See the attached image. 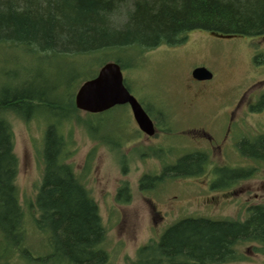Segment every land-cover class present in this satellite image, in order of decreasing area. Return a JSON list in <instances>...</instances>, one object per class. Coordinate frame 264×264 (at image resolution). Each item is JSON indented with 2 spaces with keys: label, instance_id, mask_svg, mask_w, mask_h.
Wrapping results in <instances>:
<instances>
[{
  "label": "rangeland",
  "instance_id": "rangeland-1",
  "mask_svg": "<svg viewBox=\"0 0 264 264\" xmlns=\"http://www.w3.org/2000/svg\"><path fill=\"white\" fill-rule=\"evenodd\" d=\"M122 58L124 83L143 106L145 102L151 108L157 124L154 134L147 137L138 130L126 104L96 114L70 110L58 128L66 142V161L95 201L106 230V264H131L140 246L158 239L181 218L243 221L252 205L264 206V160L247 153L251 152L248 146L237 148L233 143L221 153L216 142L207 138L213 134L217 141L207 116L219 114L223 107L231 108V134L237 138L264 132V109L248 106L264 94V36L226 37L197 29L187 32L182 43L160 45L143 54L130 50ZM59 60L64 59L42 60L36 53L0 45V69H11L22 77L38 75L41 70L56 76L65 70ZM197 66L213 74L206 82L212 91L202 101L188 94L199 86L191 82L190 74ZM71 100L74 104L73 96ZM158 109L166 116L165 126ZM6 116L18 161L19 202L28 218L25 242L31 256L37 257L45 238L33 227L30 216L41 182V150L48 121L41 114L28 121L14 114ZM193 150L207 152L200 172L166 177L150 188L140 186L143 175H158L164 165L174 164L177 156ZM218 167L225 168L217 172ZM240 174L246 175L241 178ZM123 185L128 188L126 201L117 197ZM258 246L255 241L240 242L236 250L243 259L227 264H264ZM11 261L39 264L24 256Z\"/></svg>",
  "mask_w": 264,
  "mask_h": 264
},
{
  "label": "trees",
  "instance_id": "trees-1",
  "mask_svg": "<svg viewBox=\"0 0 264 264\" xmlns=\"http://www.w3.org/2000/svg\"><path fill=\"white\" fill-rule=\"evenodd\" d=\"M197 29L264 35V0H0V45L36 53L42 60L62 58L59 61L65 67L56 76L41 70L22 77L11 69H0V264H12V259L23 256L39 264L108 262L103 246L106 230L95 201L66 161L60 121L70 116V110L78 111L71 100L77 81L93 77L104 62L113 60L122 67L126 52L143 54L160 45L182 43L187 32ZM263 107L262 96L256 108ZM143 108L152 113L145 102ZM8 113L26 121L41 114L48 121L41 182L30 216L45 238L37 257L31 256L25 242L28 218L15 182L18 161ZM245 146L251 149L247 153L264 158V137ZM203 156L201 152L186 154L164 165L158 175H143L140 186L150 188L166 177L198 173ZM128 196L126 185L118 188L120 201ZM244 240L255 241L264 255L263 205L250 208L243 221L181 218L158 239L140 246L131 264L232 263L243 259L236 247Z\"/></svg>",
  "mask_w": 264,
  "mask_h": 264
},
{
  "label": "water",
  "instance_id": "water-1",
  "mask_svg": "<svg viewBox=\"0 0 264 264\" xmlns=\"http://www.w3.org/2000/svg\"><path fill=\"white\" fill-rule=\"evenodd\" d=\"M210 33L217 36H232ZM191 75L196 80H207L212 77V73L204 66L193 68ZM122 104L129 105L139 130L149 136L154 134L155 128L151 118L125 86L121 67L116 61L104 62L93 77L80 83L74 93V105L83 112L100 113Z\"/></svg>",
  "mask_w": 264,
  "mask_h": 264
},
{
  "label": "flooded vegetation",
  "instance_id": "flooded-vegetation-1",
  "mask_svg": "<svg viewBox=\"0 0 264 264\" xmlns=\"http://www.w3.org/2000/svg\"><path fill=\"white\" fill-rule=\"evenodd\" d=\"M190 74H191V72H190ZM212 79H213V74H212V77L210 79H207V80H196L191 75V82H193V84L195 86L196 85H199V86H197L198 88L195 89V91L192 92L191 94H190V91H189V93H188L189 96H193L195 98V100H197V101H202L203 100L202 97L207 96L212 91V86L208 87L207 84H206L207 81H211ZM240 95H242V94H240ZM262 96L264 97V94L260 95V96H256L257 99L255 101L257 102ZM220 103H221V101H220ZM255 103L250 102L248 104V106L249 107L251 106V108H254V107H256V106H254ZM126 106H127L128 110H130L129 105L126 104ZM225 106H227V103H225ZM142 107H144V106L142 105ZM262 109H264V107L260 108L259 110L262 111ZM150 110H151V108H150ZM105 111H107V110H105ZM130 112H131V110H130ZM156 112L157 113H161V114L164 115L162 117V119H163L162 123L165 126L166 125L165 121H164L165 118H166L165 114L159 109ZM147 114L151 118V120L153 122V125H154V128H155V131H156V129H157L156 125L157 124H156V122L153 119L154 117H153L152 113H148L147 112ZM131 115H132V113H131ZM207 117L210 119L209 120V125L212 127L211 130L216 132V138H218L217 141H216L215 136L213 134L209 133L210 135H209V137H207L208 141H210V142L215 141L217 146L219 147V149H221V153H222V149H224L225 151L227 150V148L229 147V146H227L228 144H232L233 143L235 146H237V148H239V147H241V144L244 147L246 145V143L255 142V140H257L258 138L264 137V132H262V131H260V132H258L256 134H251L250 137L248 136L247 133L246 134H242L241 137H238V138H237V136H235V134H231V128H232L233 123H232V119H231V117H232L231 108H229V107H223V109L221 110V112L219 114L208 115ZM131 118H133V116ZM138 130H139V128H138ZM139 131L141 133H143L141 130H139ZM146 136L150 137L149 135H146ZM192 152H201L204 155L203 156V161H202L201 167H200V169H201L202 167H204L205 161H207V152L205 153L204 151L193 150V151H189V152H183L181 155L177 156L176 161L180 157H182V156H184L186 154L192 153ZM258 158L264 160V158H261V157H258ZM221 168H225V167H218V170L221 169ZM218 170H217V172H218ZM254 206L255 205H252L250 208H252Z\"/></svg>",
  "mask_w": 264,
  "mask_h": 264
}]
</instances>
